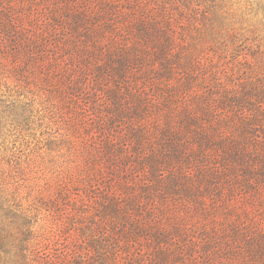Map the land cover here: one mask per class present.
Masks as SVG:
<instances>
[{
    "label": "trees",
    "instance_id": "16d2710c",
    "mask_svg": "<svg viewBox=\"0 0 264 264\" xmlns=\"http://www.w3.org/2000/svg\"><path fill=\"white\" fill-rule=\"evenodd\" d=\"M234 5L0 0V133L84 107L100 167L0 181V264H264V0Z\"/></svg>",
    "mask_w": 264,
    "mask_h": 264
},
{
    "label": "rangeland",
    "instance_id": "374dc122",
    "mask_svg": "<svg viewBox=\"0 0 264 264\" xmlns=\"http://www.w3.org/2000/svg\"><path fill=\"white\" fill-rule=\"evenodd\" d=\"M234 8L244 3L255 6L260 0H232ZM239 8L238 13L241 14ZM249 23L258 19L245 15ZM251 19V20H250ZM258 35L264 38V30ZM88 108V107H85ZM57 114L46 115L41 109L27 114L23 121L19 111V122L12 121L4 113L0 133V181L22 201L24 206L37 205L39 201L50 202L59 192L60 180L64 177H92L100 172L99 166H91L92 139L89 123L94 116L84 107H55ZM89 115V121L84 118ZM82 119V120H81ZM70 209H67V214ZM45 213V212H44ZM71 214V213H70ZM70 216V215H69ZM64 217V219H66Z\"/></svg>",
    "mask_w": 264,
    "mask_h": 264
}]
</instances>
